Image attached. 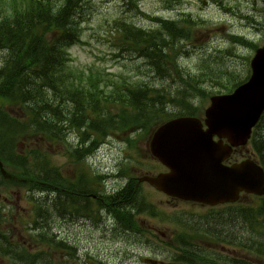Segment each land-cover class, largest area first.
<instances>
[{"label":"rangeland","instance_id":"374dc122","mask_svg":"<svg viewBox=\"0 0 264 264\" xmlns=\"http://www.w3.org/2000/svg\"><path fill=\"white\" fill-rule=\"evenodd\" d=\"M136 1L138 3V8L133 7V4L131 5L129 2L127 3L128 7L124 6L125 2L122 0H90L83 10L85 21L82 25L81 43L74 46L70 52L73 57L74 66L78 68L77 70H86L88 73H101V82L99 86L106 92L114 90L126 91L131 84L137 83L134 80L136 79L135 77H137L136 75L140 74L139 65L141 63L139 61L129 58L128 54H126L127 58H117L119 51H122L121 46L118 48L120 40L117 31L119 26L118 21L121 20H128L129 23L132 22L137 25L135 27L139 26V28L150 29L156 28L159 25L153 20L154 18L173 20L180 15L181 10H184L187 14H190L191 17L193 15L197 19L200 18L209 22V26L200 29L202 33L198 35L196 42L194 41V44L188 45V47L190 46L187 49L188 55L180 61L184 71L188 73H195L198 71L199 65H201L200 63L202 62L200 61L201 56L205 53L216 54V50L229 49L230 47L226 45L228 43L227 35L229 33L244 36L246 38H254L258 45H264V0H218L216 1L217 4H214L211 0ZM251 20L262 25L258 27L260 28V33H258V35H255L254 24ZM234 50L235 53L238 52L237 54H241L243 58H252L254 55V52H243L236 48H234ZM3 59L4 56L0 53V66ZM226 67L234 70L238 75L245 73L247 68L250 69V66H248L245 60L234 56L229 57L227 55L225 56L224 63L220 64L219 69L221 71H229ZM141 71L144 74L150 73V75L147 74V78H145L146 82L154 84L159 90L171 91L173 95H176L177 90L181 88L178 84L181 82L189 83L191 81L173 77L175 83V85H173L171 81L162 82L159 79H154V74L147 69H142ZM36 85L39 86L38 81H36ZM218 91H222V89H217L215 92ZM117 95L119 96L120 92H117ZM206 100L207 99L200 100L198 105L201 117L204 116L205 109L209 106V100ZM171 107V104L168 105V108ZM101 109L103 108L100 107V110ZM104 109H109L114 113H118L119 111L118 107H113L112 105L104 107ZM8 110L14 115L24 116L22 112L16 109ZM175 111H178V108H175ZM28 121L29 120L25 121V123H28ZM57 123L61 125L59 122ZM32 127L33 125L30 126L29 132ZM263 131L264 126L260 129V132ZM32 137H34V141L36 142L34 145L35 149L39 148L37 143L39 140L43 141L45 144L51 143L48 139L41 136L39 139L35 136ZM149 137L150 135L144 133L137 136L135 138V145L134 143L128 144L124 142V140L128 138V135H113L99 148L96 156L92 160L87 161L86 166L89 169L92 168L93 172L104 174L116 173L118 167L122 164L123 168L127 166L131 167L130 174L134 177L140 178L145 176L151 171L149 169L153 170L152 158L148 148ZM56 138L57 137H55L54 140ZM76 138V134H73L70 140L75 141ZM19 145L20 150H23V144L19 143L17 146ZM48 151L52 164L61 167L63 173L72 178L74 175V167L69 164L68 159L64 156L65 149L54 145V147H50ZM134 159L140 162L139 167L136 166L137 162L134 161ZM9 170L16 171L17 168L11 165L9 166ZM124 184L125 181L119 180L109 187L120 188L123 187ZM4 186H6V183L0 180V191L5 189ZM143 190L146 195H149L151 204H153L159 212L164 213L165 216L163 222L157 219L152 220L149 217L141 220L143 227L149 232L154 231L155 236L160 235V233L169 234L171 232L172 234V225L177 222L172 221L169 223L167 220L164 221L167 217H174V219L179 218L182 224L194 223L195 226L198 224L201 226L202 223L206 221L204 218H201V216L208 215L209 217H214V213H219H209L206 207L173 201L164 195H157L159 193L152 195L151 189L146 184L142 186V191ZM43 197L47 199L46 196ZM253 201L251 197H244L240 204L250 206V204H253ZM133 202L136 205L140 203L137 198H134ZM24 205H27L26 201H24ZM53 206L55 207L54 203ZM45 207L50 208L47 202ZM220 209L224 211L223 208ZM53 212L54 214L60 213L57 209ZM219 214L222 216L216 219L213 218L214 220L211 221L210 225L212 230H216L221 235L219 238L230 240V237L237 241L254 238L240 234H245L250 230L247 226H243L241 221H224V216L227 212ZM65 218L61 220L55 218V227L53 231L57 232V229H60V231L63 230L66 235L73 234V237L76 238L79 243L87 244V242H90L88 245L93 248V253L107 255L111 258L119 257V254L121 258H126L130 254L142 255L145 257L150 253H154L153 249H147L145 240H139L137 242L135 238L131 237V233L126 232L127 238L131 237L130 242L119 238L114 232L115 228L112 226L113 224L103 221V218H107V216H103V214L100 221H95V219L91 217H88L87 220L82 222L75 221L74 218L70 216H66ZM51 221L53 223V220ZM59 222L61 223L59 224ZM225 222H230L232 225L230 227L227 226V228ZM51 231L52 230L48 228V233H51ZM118 242H121V244L118 245ZM125 242L127 244L126 246H124ZM81 246L83 247V245ZM123 246L126 249L125 254L121 253L124 250ZM207 251L210 255L229 254L227 247L221 245V243L208 245ZM59 252L60 255L59 257L57 256L55 260L57 264L59 263L58 260L63 259L62 257L64 254V251L62 252L59 250ZM44 259L48 260L50 258L45 257ZM136 264L144 263L137 261Z\"/></svg>","mask_w":264,"mask_h":264},{"label":"trees","instance_id":"16d2710c","mask_svg":"<svg viewBox=\"0 0 264 264\" xmlns=\"http://www.w3.org/2000/svg\"><path fill=\"white\" fill-rule=\"evenodd\" d=\"M86 3L87 0H0V53L9 54L5 66L0 68L2 104L25 106L30 101L38 114L46 115L44 131L48 136L57 135L59 129L54 121H59L60 104L67 100L75 103V116L79 118L81 113H85V108L96 106L91 129L102 136L110 132H150L176 116L167 108L169 104L180 107L181 111L196 110L190 99L192 95L202 94L200 85L184 82L185 85L173 95L171 91L159 90L154 84L140 79L126 91L106 92L99 86L100 74L78 72L72 64L69 50L80 40ZM159 22L162 29L150 32L123 23L120 34L121 40L128 45V51L137 53L147 62V66L143 67L165 80L173 76L172 73L177 74L175 55L179 52L180 42L190 37L189 29L182 27L185 23ZM197 80L195 78L193 82L197 84ZM117 92H120L119 96ZM109 105L118 107V113L104 108L100 110V107ZM27 109H31L29 104ZM64 115L65 112L62 113L63 119ZM3 117V106H0V120ZM34 126L39 132L41 126L37 123ZM8 130L9 125L1 120V145L9 144L6 142L9 139ZM20 132L15 134L19 135ZM258 142H261V138L258 140L256 137L254 144ZM261 143L262 148H256L264 154V139ZM260 157L264 162V156ZM51 181L57 184L55 176L51 177ZM61 187L70 194L72 187L67 181H62ZM118 197L110 198V211L121 221L120 226L129 228L134 222L128 219L127 212L133 208V204L128 203L129 199L124 194L121 199ZM122 202H125V210H120ZM238 213L239 219L248 221L253 229L261 228L258 219L264 214L263 208L241 209ZM234 219L231 213L224 221ZM225 224L226 227L232 225L230 222ZM215 236L220 237L216 230Z\"/></svg>","mask_w":264,"mask_h":264},{"label":"water","instance_id":"95a60500","mask_svg":"<svg viewBox=\"0 0 264 264\" xmlns=\"http://www.w3.org/2000/svg\"><path fill=\"white\" fill-rule=\"evenodd\" d=\"M252 67L250 82L233 95L212 99L208 131L198 119L180 118L155 133L151 150L172 172L152 183L172 196L209 205L235 202L242 191L264 193V171L252 161L225 167L223 161L232 150L213 142L217 135L233 146L244 145L258 123L264 111V49L257 52Z\"/></svg>","mask_w":264,"mask_h":264},{"label":"flooded vegetation","instance_id":"af4514ba","mask_svg":"<svg viewBox=\"0 0 264 264\" xmlns=\"http://www.w3.org/2000/svg\"><path fill=\"white\" fill-rule=\"evenodd\" d=\"M39 184L45 186L43 181L39 182ZM10 203L12 204L8 206H0V219L3 217H5V219H13L12 222L4 223V230L6 231V234L10 235V237H1L0 232V264H42L45 257L58 252L56 249L57 239H25L23 237L15 239L18 233H21L19 228L23 227L25 224L23 221H18L19 217L17 216L23 215L27 210L34 209V206H21L19 205V199L17 203H13L12 201H10ZM87 214H82V216L86 217ZM20 218L23 219L22 216ZM40 219L39 227L44 229V213L40 215ZM70 244L73 246L76 255H78V244L76 243V240H72Z\"/></svg>","mask_w":264,"mask_h":264},{"label":"bare ground","instance_id":"6f19581e","mask_svg":"<svg viewBox=\"0 0 264 264\" xmlns=\"http://www.w3.org/2000/svg\"><path fill=\"white\" fill-rule=\"evenodd\" d=\"M139 28V27H138ZM92 144L87 143L85 145L86 149H91ZM56 182L58 185H61L60 180L56 177ZM74 192L72 193V196L75 199H68V198H53L52 202L55 204V206L59 209H63V205L67 207L68 204L72 205H78V214L74 213L73 216L75 217L74 220L77 221H84L86 217H83L82 214H87L88 209H89V203L86 195L89 193V187L86 182H82L80 186L76 189L73 190ZM52 196H47V203L48 201H51ZM134 203V202H133ZM88 215V214H87Z\"/></svg>","mask_w":264,"mask_h":264}]
</instances>
